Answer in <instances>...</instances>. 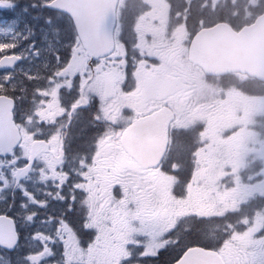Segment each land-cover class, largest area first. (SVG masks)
Instances as JSON below:
<instances>
[{
  "label": "snow or ice",
  "instance_id": "1",
  "mask_svg": "<svg viewBox=\"0 0 264 264\" xmlns=\"http://www.w3.org/2000/svg\"><path fill=\"white\" fill-rule=\"evenodd\" d=\"M149 9L0 0V264H264V103L237 96L253 83L260 91L246 95L264 100V77L202 60L203 100L169 95L156 115L139 86L125 87L137 72L125 28ZM192 9L184 0L185 24ZM223 25L228 15L200 16L193 55Z\"/></svg>",
  "mask_w": 264,
  "mask_h": 264
},
{
  "label": "flooded vegetation",
  "instance_id": "2",
  "mask_svg": "<svg viewBox=\"0 0 264 264\" xmlns=\"http://www.w3.org/2000/svg\"><path fill=\"white\" fill-rule=\"evenodd\" d=\"M150 21V22H149ZM148 24L143 23L138 29L135 39V49L138 53L139 72L143 83L153 81L156 85L154 99H149L143 88L137 93V98L149 109H156L162 99L169 95L183 97L189 101L192 86L189 76L192 68L186 61L185 44L180 24L176 27L168 19L153 16ZM183 21V20H181ZM142 35V39H141ZM137 54V52H136Z\"/></svg>",
  "mask_w": 264,
  "mask_h": 264
},
{
  "label": "water",
  "instance_id": "3",
  "mask_svg": "<svg viewBox=\"0 0 264 264\" xmlns=\"http://www.w3.org/2000/svg\"><path fill=\"white\" fill-rule=\"evenodd\" d=\"M200 39L205 47L198 46V55L192 52V59L197 63L201 64L202 60L216 62L229 57L240 67L247 68L250 74L264 77V15L254 25L244 28L242 39L237 38L228 25Z\"/></svg>",
  "mask_w": 264,
  "mask_h": 264
},
{
  "label": "rangeland",
  "instance_id": "4",
  "mask_svg": "<svg viewBox=\"0 0 264 264\" xmlns=\"http://www.w3.org/2000/svg\"><path fill=\"white\" fill-rule=\"evenodd\" d=\"M150 1H156V0H150ZM219 1V0H218ZM224 1V0H223ZM243 1L244 3L246 2L248 5L246 6L245 4H243ZM264 0H236V3L233 4L232 3V0H230V3H229V6L227 7L226 9V12H228V16L233 20L234 18L236 19H239V22L243 21V22H246V13H247V16H248V20L251 18V13L248 12V8L249 7H256V6H259L260 4L263 3ZM246 7H245V6ZM247 8V9H246ZM233 12H236L238 13L237 15H231ZM237 96L240 98V99H249V103L247 104V107L250 108V107H254L256 105H258V102L254 101V100H257V98L255 97H247V96H242L241 95V92H238L237 93ZM233 219H235V217H233Z\"/></svg>",
  "mask_w": 264,
  "mask_h": 264
}]
</instances>
